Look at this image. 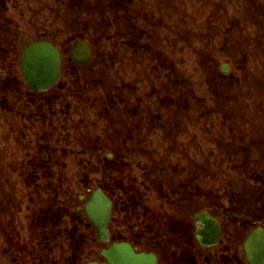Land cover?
<instances>
[{
  "label": "rangeland",
  "instance_id": "obj_1",
  "mask_svg": "<svg viewBox=\"0 0 264 264\" xmlns=\"http://www.w3.org/2000/svg\"><path fill=\"white\" fill-rule=\"evenodd\" d=\"M175 7L183 19L172 36L161 30L142 57L114 53L83 70L65 62L58 86L36 97L15 60L29 25L11 27L14 43L0 40V247L7 236L48 246L45 234L67 245L43 216L64 213L65 224L98 187L132 199L129 213L169 211L175 228V215L203 210L230 220L235 191L244 198L264 156V0ZM174 199L192 203L174 211Z\"/></svg>",
  "mask_w": 264,
  "mask_h": 264
},
{
  "label": "flooded vegetation",
  "instance_id": "obj_2",
  "mask_svg": "<svg viewBox=\"0 0 264 264\" xmlns=\"http://www.w3.org/2000/svg\"><path fill=\"white\" fill-rule=\"evenodd\" d=\"M176 13L175 0H0V40L14 43L9 40L14 38L8 36L11 27L27 23L28 31L21 36L22 40L26 37L27 42L15 57L19 61L20 74L24 49L32 42H49L59 51L61 79L65 62L83 70L114 53L129 57V60L142 57L144 42L159 45L164 40L161 30L169 31L172 36L175 20L183 19ZM108 16L115 20L113 24H109ZM182 28H187L186 22ZM79 43L88 54H74V47ZM0 56L2 58L4 54L0 53ZM80 60H89L90 63L82 66L76 63ZM25 87L34 97L46 94L33 93L26 84ZM115 155L116 152L112 151L108 158ZM261 158L259 166L248 175L244 198L239 189L235 191L229 221L210 210H203L194 215L193 221L190 220L191 213H187L188 217L175 215V228L170 221L164 224L170 218L165 215L170 214L169 211L160 213L158 207H153L152 213L147 215V207L137 202L134 203L137 207H145L144 213H129L126 206L132 199L114 198L110 194L114 187L108 186L101 188L113 203L108 226L110 235L105 244L99 240L97 228L84 210L94 189L89 195L79 197L83 204L77 206L75 213L68 214L70 221L65 224L61 219L65 217L64 213L62 217L59 213L43 216L45 232L62 228L58 234L69 237L67 245L63 240L51 236L49 239L45 233L43 243L49 245L39 247H31L22 240L15 243L14 238L7 236L10 242L0 247V264H111V251L115 245H125L130 251L124 254L125 264H138L143 255L150 257L155 264H263L264 248L256 251V241L249 242L256 235L260 237L258 243L264 239V156ZM108 183L111 184V177H108ZM186 201L174 199L169 205L175 208L174 211H182L183 206L192 203ZM183 211L187 212V208ZM203 212H208L219 224L220 236L216 245L206 246L198 239V230L203 227L197 224V216ZM46 223L51 224L47 226ZM248 242L250 245L246 248ZM103 251L108 253L109 259L103 258Z\"/></svg>",
  "mask_w": 264,
  "mask_h": 264
},
{
  "label": "water",
  "instance_id": "obj_3",
  "mask_svg": "<svg viewBox=\"0 0 264 264\" xmlns=\"http://www.w3.org/2000/svg\"><path fill=\"white\" fill-rule=\"evenodd\" d=\"M77 53L88 54V51H85L82 44L79 43L74 47V54ZM21 61L24 79L33 91H48L58 82L62 62L59 51L52 44L47 42L29 44L22 54ZM76 63L82 66H87L90 61L80 60ZM85 211L90 221L97 227L99 240L106 243L109 238L108 225L112 216V203L110 199L102 192V190L97 189L88 199L85 205ZM197 224L203 227L198 230V239L200 242L206 246L216 245L220 236V228L217 220L204 212L197 216ZM259 239L260 237L256 235L249 241L250 243L253 240L256 241V246H258L256 251H259L260 247L264 248V239L261 238L262 242L258 243L257 241ZM249 242L247 243L246 248L249 247ZM125 249L126 248L123 245H115L113 247L111 253H113L114 257L113 259H110L111 264H125L127 262L124 260V254L128 253ZM103 257L109 259L108 253L104 252ZM137 263L155 264L148 256H143L142 259L139 258Z\"/></svg>",
  "mask_w": 264,
  "mask_h": 264
}]
</instances>
